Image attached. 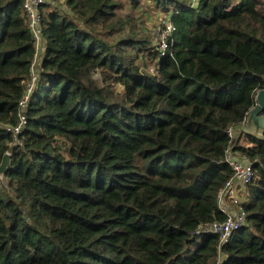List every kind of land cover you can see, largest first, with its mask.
Listing matches in <instances>:
<instances>
[{
    "label": "trees",
    "instance_id": "16d2710c",
    "mask_svg": "<svg viewBox=\"0 0 264 264\" xmlns=\"http://www.w3.org/2000/svg\"><path fill=\"white\" fill-rule=\"evenodd\" d=\"M65 2L72 15L41 8L47 45L15 137L36 44L24 0H0V264H264V129L228 137L264 89V0ZM142 2L177 27L171 53L127 30L120 12ZM231 147L254 178L247 225L221 244L202 228L226 220Z\"/></svg>",
    "mask_w": 264,
    "mask_h": 264
},
{
    "label": "built area",
    "instance_id": "2783aa9c",
    "mask_svg": "<svg viewBox=\"0 0 264 264\" xmlns=\"http://www.w3.org/2000/svg\"><path fill=\"white\" fill-rule=\"evenodd\" d=\"M47 0H24V8L27 15L28 25L36 44V54L32 67L31 80L26 84V95L20 103L21 112L20 123L15 128H8L15 137L20 135L23 126L26 124L25 112L32 92L39 77V70L36 72V66L39 63V53L42 51V12L41 8L45 6ZM177 27L167 18L160 26L157 32L156 47L161 55L171 53L174 46V33ZM228 137L235 141L236 128L228 130ZM226 163L231 167L233 176L227 181L219 193V209L226 215L223 222L215 221L202 229L204 232L213 233L220 237L221 244L227 243L233 233L247 225V214L243 208L245 195L248 186L254 178V164L245 157H239L234 154L232 147L226 152ZM220 260L217 262L219 264Z\"/></svg>",
    "mask_w": 264,
    "mask_h": 264
},
{
    "label": "rangeland",
    "instance_id": "374dc122",
    "mask_svg": "<svg viewBox=\"0 0 264 264\" xmlns=\"http://www.w3.org/2000/svg\"><path fill=\"white\" fill-rule=\"evenodd\" d=\"M189 2L196 5L198 0H188ZM47 10L50 9H58L64 14L72 15L71 10L69 7L66 6L65 0H47ZM123 17V21L127 24V30H131L134 28L137 29L141 33V37L147 38L151 40V46L156 47L157 43V32L161 26V24L169 18L167 13H164L162 10L156 8L153 3L151 2H142V4L138 8H133L131 4H126L123 10L120 12V14ZM47 45V39L43 38L42 40V51L39 53V63L36 66V72H38V67L40 66L42 62L43 53L46 49ZM148 55L146 54H140L137 60V64H141L144 66V70L148 71L151 74H156L157 68H156V62H153L152 60L147 58ZM96 78L99 79V75H96ZM113 89L116 91V93L122 94L123 88L119 85H114ZM247 123V122H246ZM245 123V124H246ZM248 129H245V131L241 134L240 130H236V140L240 136V144L244 146H248V141L246 139V132ZM251 132H255L254 129H250ZM16 143L18 141H15ZM239 156V155H237ZM243 157V156H239ZM1 182L6 185L7 181L4 180L3 177H1ZM246 196V195H245ZM245 198V197H244Z\"/></svg>",
    "mask_w": 264,
    "mask_h": 264
},
{
    "label": "water",
    "instance_id": "95a60500",
    "mask_svg": "<svg viewBox=\"0 0 264 264\" xmlns=\"http://www.w3.org/2000/svg\"><path fill=\"white\" fill-rule=\"evenodd\" d=\"M257 104L252 109L248 117V126L255 125L257 132L261 133L264 129V89L257 93ZM11 163V154L7 153L4 155L2 163L0 165V179L1 177L6 180V172ZM7 181V180H6Z\"/></svg>",
    "mask_w": 264,
    "mask_h": 264
},
{
    "label": "crops",
    "instance_id": "0c3cea01",
    "mask_svg": "<svg viewBox=\"0 0 264 264\" xmlns=\"http://www.w3.org/2000/svg\"><path fill=\"white\" fill-rule=\"evenodd\" d=\"M245 129H248V131L246 132L247 133H254L256 135H261L259 132H257V127L255 125H252V126H248V122L246 124L243 125V127H241L239 130H240V133L242 134ZM250 129H254L255 132H251Z\"/></svg>",
    "mask_w": 264,
    "mask_h": 264
}]
</instances>
